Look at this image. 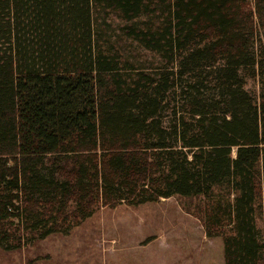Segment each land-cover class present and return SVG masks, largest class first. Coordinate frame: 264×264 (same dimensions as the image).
Returning <instances> with one entry per match:
<instances>
[{
  "label": "trees",
  "instance_id": "trees-1",
  "mask_svg": "<svg viewBox=\"0 0 264 264\" xmlns=\"http://www.w3.org/2000/svg\"><path fill=\"white\" fill-rule=\"evenodd\" d=\"M263 85L264 0H0V248L179 196L264 264Z\"/></svg>",
  "mask_w": 264,
  "mask_h": 264
},
{
  "label": "rangeland",
  "instance_id": "rangeland-1",
  "mask_svg": "<svg viewBox=\"0 0 264 264\" xmlns=\"http://www.w3.org/2000/svg\"><path fill=\"white\" fill-rule=\"evenodd\" d=\"M102 16L103 13L99 15L98 21L102 20ZM104 19L112 24V26L107 30L109 35L110 32L116 33L118 27L121 26L123 22L117 18V14L114 12H109L105 15ZM255 26V38L256 43H258L259 37H262L263 30L258 26L257 22ZM121 41L122 40L120 39V42ZM245 87L254 95H259L262 92V85L258 78H248ZM232 155H235L234 152ZM187 201L188 199H184L179 196H171L167 199H160L156 202H148L138 206H131L125 202L117 204L114 207L100 206L90 217L86 218L80 225L73 228L67 235L62 233H53L43 239H35L34 241L24 244L22 247L15 250L6 251L0 248V264L97 263V248L92 246L94 247L92 249L91 245H98L97 241L99 239L103 244L105 242L109 243V245L113 244L114 239L117 238L114 232L121 231L123 236V233L126 234V232H124L126 227L131 228L135 231V233L139 232L135 228L138 219L127 222V224H124V219H133L140 216L152 218L166 216L171 218H180V216H182L191 219L193 218V221L196 224L194 226L199 227L202 232L205 233L199 219L183 209L182 204H186ZM182 223L185 225V220H182ZM258 223L259 225H262L261 221ZM181 228L182 227H176V231L180 232ZM182 229V232L188 236L187 232L189 231L184 230V227ZM162 231H164L163 228L160 230L149 229L148 235H155L156 233L158 234ZM194 233L195 237L199 236L198 231ZM185 234L184 236L182 235L183 238H185ZM154 235L150 238H153ZM215 241L216 243L219 241L221 247H217V251L216 247H213L212 254L210 255L211 259L210 257L208 258V255H204L203 263H208L210 260L211 264H224L222 240L221 238H218ZM91 251L96 254L89 255ZM186 260L195 261L193 257L192 259L187 257Z\"/></svg>",
  "mask_w": 264,
  "mask_h": 264
},
{
  "label": "crops",
  "instance_id": "crops-1",
  "mask_svg": "<svg viewBox=\"0 0 264 264\" xmlns=\"http://www.w3.org/2000/svg\"><path fill=\"white\" fill-rule=\"evenodd\" d=\"M137 219L135 228L139 232L135 233L134 230L126 227L127 231L124 230L126 234L123 233V236L121 231L114 232L117 238L114 239L113 244L109 245L107 242L103 244L99 239L98 245H91V247L97 248V263L93 262L92 264H211L210 260L208 263H203L204 255H208V258L211 259L213 247H216V251L217 247H221L219 241L217 243L215 241L219 237L208 239L199 227L194 226L196 224L193 218L140 216L124 219V224ZM182 220H185V225ZM176 227H184V230L189 231L187 232L188 236L182 232V228L180 232H177ZM162 228L164 231L152 234L153 238H150L152 235H148L149 229L160 230ZM193 231H198L199 236L195 237ZM184 234L185 238H183ZM94 254L96 253L91 251L89 255ZM187 257L190 259L193 257L195 261H188Z\"/></svg>",
  "mask_w": 264,
  "mask_h": 264
}]
</instances>
